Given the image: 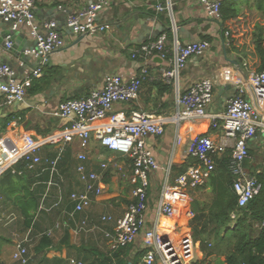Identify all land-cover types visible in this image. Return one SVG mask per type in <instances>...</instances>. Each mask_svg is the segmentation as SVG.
Returning <instances> with one entry per match:
<instances>
[{"label":"crops","instance_id":"0c3cea01","mask_svg":"<svg viewBox=\"0 0 264 264\" xmlns=\"http://www.w3.org/2000/svg\"><path fill=\"white\" fill-rule=\"evenodd\" d=\"M34 1L37 12L35 25L41 28L49 21L56 22L58 30L65 39L64 48L51 55V60L54 63L53 67L59 68L58 65L71 61L72 53L78 51L86 56L94 57V59L87 57L89 59L87 61L89 70L92 68L93 71L94 67L98 68L96 62L101 61L107 63V71L105 75H98L94 79L91 78L90 74H86V77L89 78L88 83L78 82L73 89L60 93L59 85L53 83L52 79L48 84H46V81L49 76L57 74L59 69L60 71L62 69L59 68L57 72L56 68L44 65L42 69L43 77L35 79L27 89L24 104L28 109L23 106V110H19L15 105L9 106L5 104V99L0 94V139L9 136L19 139L23 134H30L36 140L42 141L60 133L70 127L75 120L74 118L53 116L52 113L57 110L60 103L68 99H81L89 96L95 90H100L104 85L106 75H119L129 80L140 74L144 65L148 68L149 78L143 83L139 98L130 103L115 104L114 111H123L128 115L136 111L172 119L178 111L177 88L176 83L168 85L163 80H160V69L164 63L158 57L150 58L148 64H144L142 60L133 59L132 57L133 51L141 44L155 40L164 33L167 34L169 49L173 46L175 35L178 36L183 45L203 40H208L211 43V48L204 56L191 57L187 61L179 77V88L181 91H185L195 82L204 78L211 79L215 85L220 82L221 74L224 72L225 79L229 83L226 85L231 86V88L225 91L226 102L222 110L219 104L218 90L215 88V99L208 109V114L211 116H217L226 110L228 100L235 94L236 86L232 82L240 80L244 83L246 81L243 74L237 69L240 68L247 76H250L251 72L256 68L255 64L258 62V59L252 55L253 47H251L250 43L246 47L245 60L241 59L244 54L238 53L232 48L231 41L233 39L225 35L222 23L215 22L209 18L200 0H171V11L158 10L159 6L167 8L168 0H107L108 5L99 14V23L107 25V29L94 36H85L82 42L75 47L70 46L78 40L79 36L69 34V28L65 26L67 15L78 13L98 0ZM134 13L147 16L144 17L147 19H141L140 21L143 20V22L147 23L148 28L145 30L146 32L139 30L126 35L123 29L124 19L128 14ZM51 18L57 21H51ZM58 20L62 21V24ZM159 26L167 28V31H161ZM236 28L240 32L239 36L236 37V41L239 45L240 39V43L244 44V39H242L244 36L242 32L244 25H236ZM31 30L28 26H22L18 31L33 39ZM153 33L156 35L155 38H148L149 40L142 41ZM22 39L21 36L16 39L17 48H25L26 41ZM233 61L238 62L240 65H233ZM34 62L35 60L33 59L31 65ZM4 63L9 64L21 80L27 72L31 71L30 68L25 69L22 67L24 63L20 59L19 54L7 50L6 46L0 45V64ZM78 68V66L75 68L76 71ZM229 78L235 80L230 81ZM51 85L52 89H50ZM31 88L33 91H30ZM43 92H46V94L44 95ZM248 92L249 95L247 97L253 99L255 103L256 97L252 86L249 87ZM31 101L36 102L34 106L28 103ZM256 103L255 106L257 107L258 104L256 105ZM14 113L17 114V118L3 131L5 119ZM196 136H210L214 140L220 141L222 139V129L215 128L212 120L208 119H197L180 123L170 121L165 126L163 136L147 139V146L153 151L160 165V169L150 175L149 207L146 213L147 227L155 228L157 223L160 222L163 227L168 228L170 232H174L173 235L177 240L179 238H192L195 247L196 264H227L225 256L213 254L205 257L200 241L194 240L192 227H202L206 221H204V216L207 214L208 207L214 197L211 179L203 187L188 192L187 198L178 204L176 215L173 218L158 217V204L167 181L169 185H174L175 178L195 163L188 150L192 139ZM253 143L250 146V161L248 160L246 163V168L250 174L255 171V166L261 161L259 159V156L261 157L259 147L261 144L263 147L261 138ZM62 145L63 142H53L44 145L40 151L41 157L55 158L59 154ZM68 147L59 165L60 172L66 178L68 176L76 177L72 175V171L74 168L76 171V167L79 164L77 156L82 153L78 139ZM231 154V150H228L223 156L227 161L223 170L227 174L230 173L228 162ZM88 155L92 159V162L90 161L89 163V168L94 172L101 173L100 164L102 163H108L109 165L108 170L104 174V189L98 197L93 198V204L90 209L82 214L73 215L72 219L69 215L73 212V206L66 202L67 204L64 203L65 205H62V208L54 209L56 212L50 219L43 215L34 218L31 229L28 228L22 212L26 211L33 214L35 210L31 209L30 204L26 201V187L20 183L18 178L7 176L8 173H5L0 178V237L7 239V242L0 243V264H18L13 260V253L17 243L22 241L19 235L24 234L25 237L28 233H34L35 225L36 235L43 227L48 225L52 233L54 231H56L55 233H60L63 230V236L56 239L52 238L58 248L50 250L46 254L38 255L33 249L31 264H41L42 262V264H69V259L71 258L81 260L85 264H143L142 236H139L136 243L128 249L111 252L109 240L104 232L112 233L114 225L112 223H104L102 219L108 216H112L115 220L121 218L129 206L137 202L132 196L133 185L130 182L132 176L131 162L122 155L103 148L94 138L91 139ZM223 158L217 163L216 168L218 170L224 164ZM38 173L37 176H43L44 174L40 175ZM38 180L36 178V182ZM76 182H78V177ZM34 184H32L31 190L36 192V196L42 198L45 188L41 189L39 186L40 182ZM83 188V184L79 182L74 185L72 183L68 188L65 187L67 191L65 200H68L70 192L83 190ZM55 195L56 192L54 191L49 198L53 204L56 201V198L54 199ZM193 204L196 205L195 210H193ZM189 212L193 213L194 216L192 218L188 216ZM10 217H15L17 221L19 220L16 232L13 230L15 227L13 226L14 221H8ZM85 218L88 219L89 224L86 228L81 229V221ZM231 218L235 221L237 214L233 213ZM250 222L253 223L258 234L262 226L253 219H250ZM93 227H96V229L92 230ZM97 227L99 228L98 230ZM66 230H69L70 238L68 242L61 244ZM211 236V238H206V242L208 248L212 251L216 250L214 245L218 242L213 243L214 234ZM117 253L118 257H116ZM33 256H36V258H33Z\"/></svg>","mask_w":264,"mask_h":264},{"label":"built area","instance_id":"2783aa9c","mask_svg":"<svg viewBox=\"0 0 264 264\" xmlns=\"http://www.w3.org/2000/svg\"><path fill=\"white\" fill-rule=\"evenodd\" d=\"M200 2L210 19L223 22L221 0ZM107 5V0H98L78 13L67 15L65 24L73 29L76 36L97 35L107 29V25L99 23V14ZM158 10L171 11L172 1L168 0L167 8L159 6ZM0 17L11 24L13 31L22 26L30 27L31 36L38 41V51L33 53L36 58L42 59V64L34 71L27 72L22 80L9 64H0V94L3 95L5 104L13 106L26 100L27 89L32 82L43 77L42 69L46 57L64 48L65 39L56 22L45 23L41 28L35 25L34 0H0ZM225 35L229 37L230 34L226 32ZM167 41V34H161L157 39L141 44L133 51L132 57L142 60L144 64H148L150 58L158 57L164 63L160 69V80L168 85L176 83L177 88L178 111L172 119L136 111L130 115L123 111H114L115 104L130 103L139 98L141 87L149 78L146 65L140 74L129 80L119 75H106L100 90H95L81 99H68L60 103L52 113L60 118H69L75 113L76 118L70 127L42 141L36 140L30 134H23L19 139L10 136L0 139V178L20 164H24V168L33 173L39 172L41 175L47 172L49 179L40 201L39 212L48 210L45 202L55 191L57 198L52 209L59 208L64 202L72 204L73 212L69 215L72 219L73 215L90 209L93 198L98 197L104 189V174L109 168L108 163L100 164L101 173L89 168L92 159L88 150L91 139L94 138L103 148L116 152L131 162L132 196L137 201L129 206L121 218H102L104 223L114 225L112 233L104 232L111 252L135 244L139 236H142L143 264H196L192 238L177 240L174 232H170L160 222L155 228L147 227L146 213L151 186L149 177L160 169L153 151L147 146V139L163 136L165 126L170 121L180 123L208 119L212 120L215 128L222 129L220 141L210 136H196L192 139L188 152L195 163L175 178L174 185H169L167 181L158 204L159 218H173L178 204L187 198L188 192L203 187L211 179L218 161L228 150L232 153L228 169L233 177L232 187L238 207H246L262 190V184L248 172L246 163L250 159V146L254 141L261 138L264 146V70L251 72L248 81L244 83L240 80L232 82L236 86V92L228 100L226 110L217 116H211L208 109L215 99V85L211 79L199 80L185 91L179 88L180 72L187 61L191 57L204 56L211 48V43L203 40L183 45L175 35L173 46L169 49ZM5 46L10 50L12 43H6ZM251 86L255 92L257 107L253 99L247 97ZM76 139L79 140L82 153L77 156L79 164L75 172L78 182L84 188L70 192L68 200H65V180L59 165L64 152ZM53 142H63L59 154L55 158L41 157V148ZM188 216L192 218L194 215L189 212ZM88 224V219H83L81 229ZM95 229L96 227L92 228ZM48 236H52V231L48 232ZM25 242H18L15 246L13 260L18 264H31L32 254ZM69 264L85 263L71 258Z\"/></svg>","mask_w":264,"mask_h":264},{"label":"trees","instance_id":"16d2710c","mask_svg":"<svg viewBox=\"0 0 264 264\" xmlns=\"http://www.w3.org/2000/svg\"><path fill=\"white\" fill-rule=\"evenodd\" d=\"M252 13H255L258 17V21L255 23L251 34L250 43L251 47H253L252 55L258 59L254 71H262L264 70V0L222 1V25L224 32H229V37L233 39L231 41L232 48L238 53L244 54L241 57V59L244 60L246 58V47L248 46H246V44H241L240 40L238 45L236 41L237 36L236 34L233 35V29L234 27L236 28V25H243V23H238V20L241 21L244 15H250ZM30 91H33V89L31 88ZM16 118L17 114L15 113L8 116L3 124V131H5L8 125ZM259 159L261 161L255 166V171H253L251 175L257 177L258 181L262 184V190L260 194L244 208L238 207L237 197L232 187L233 177L231 173L227 174L223 170L227 162L225 157L223 158V166L219 168V170L216 168L212 174L211 183L214 197L208 207L207 214L204 216V221H206L201 228L192 227L194 240L200 241L205 257L217 254L219 256H225V262L227 264H240L242 262L247 264H264V155L261 157L259 156ZM20 172H22V174H19ZM6 173H8L7 176L18 178L20 183L26 187V201L30 204V208L35 211L33 214L24 211L22 214L26 219L27 227L31 229L34 218L39 217V205L42 199L36 196V192L31 190V186L36 182L37 178L39 180L36 183L40 182L41 184L39 186L43 190L46 187L49 174L44 172L43 176H37V173L26 170L24 164H20ZM55 198H57V194L54 199ZM53 205L52 202L50 204V209ZM233 213L237 214V219L235 221L231 218ZM250 219H253L262 226L258 234L253 223L250 222ZM49 231L50 230L44 233L35 245L34 252L36 254H46L48 251L58 248L52 237L48 236ZM213 234V243H218L214 245L216 250L211 251L207 246L206 238H211ZM69 238V230H66L61 244L68 242ZM3 242H7V239L0 237V243ZM129 247L124 249L126 250ZM116 257H118V253Z\"/></svg>","mask_w":264,"mask_h":264},{"label":"water","instance_id":"95a60500","mask_svg":"<svg viewBox=\"0 0 264 264\" xmlns=\"http://www.w3.org/2000/svg\"><path fill=\"white\" fill-rule=\"evenodd\" d=\"M144 17H147V16H143L141 14H136V13L128 14L125 17L124 23H123V27H124L123 29H124L126 35L129 33H132L133 31H135V32H138L139 30L145 31L148 28L147 23L143 22V20L140 21L141 19H147ZM54 20L55 19L51 18V21H54ZM55 21H57V20H55ZM58 22L62 24V21L58 20ZM10 26H11L10 23L3 21V19L0 17V45L5 46L6 43H9V42L14 43V44H12L10 51L16 52L17 54H19L20 59L24 63L22 66L23 68H25V69L30 68L31 71H34L38 66H40L42 64V59L36 58L35 54L33 53V51H38V41L34 38L30 39L28 36L21 34L18 30L13 31L10 28ZM159 27H160L161 31H167V28H164L163 26H159ZM69 32H70L69 34H74L73 29H71V28H69ZM157 33L159 34V32H157ZM19 36H21L23 38L22 40L26 41L25 48H17L16 47L15 41ZM155 37H156V35H155V33H153L152 35L144 38V40H142V41H146V40H149L151 38L153 39ZM84 38H85V36H79L78 40L74 44H72L70 47H75V46L79 45ZM57 51H59V50H56L54 52H57ZM54 52H52V53H54ZM52 53H50L46 57V60L44 61V65L47 67H50V68H56L57 72H58L59 68H61L62 70L60 71V69H59V72L57 74H53V75L49 76L48 77L49 79L46 81V84L50 83L51 79H52L53 83L59 85V87H60L59 92L60 93L62 91H67V90L73 89V87H75V85L78 82L88 83L89 78L86 77V74H90L91 78L94 79L95 77H98V75H105V73L107 71V63L101 62V61L96 62L98 68L94 67L93 71H92V68H91V70H89V67L87 64V61L89 60L88 58L90 57L91 59H94V57L90 56V55L86 56L84 53L81 54V52H78V51H74L72 53V55H71L72 60L71 61L58 65L59 68L53 67L54 63L51 60ZM33 59L35 60V62L33 63V65H31V61ZM232 63H233V65H240L236 61H233ZM77 66L79 68L76 71L75 68ZM237 71H240L243 74L244 79L246 81H248V76L240 68H238ZM221 75H222V78H221L222 80L220 79V82L215 84V88L218 90L219 104H220V107L222 110V107L224 106V104L226 102L225 91H226V89H230L231 86L226 85L229 83L225 79L224 72ZM52 77H54V78H52ZM229 80H230V78H229ZM50 89H52V85L50 86ZM235 92H236V88H235ZM43 94L45 95L46 92H43ZM24 102L15 103L16 108H19V110H23L22 107L24 106L26 109H28L27 106L24 104ZM28 103L31 104V106H34V104L36 102L31 101ZM255 103H256V99H255ZM256 105H257V103H256ZM69 118L75 119L76 114L75 113L71 114V116Z\"/></svg>","mask_w":264,"mask_h":264},{"label":"rangeland","instance_id":"374dc122","mask_svg":"<svg viewBox=\"0 0 264 264\" xmlns=\"http://www.w3.org/2000/svg\"><path fill=\"white\" fill-rule=\"evenodd\" d=\"M258 21V17H257V15L255 14V13H252V14H250V15H244L243 16V18H242V20L240 21V20H238V23H243V25H244V28H243V30H242V32H243V34H244V36L242 37V39H244V44H246V46H248V44L249 43H251V34H252V31H253V29H254V25H255V23ZM236 24H237V22H236ZM235 24V25H236ZM233 35H235L236 34V36H238L240 33L237 31V29L234 27V29H233ZM240 40V39H239ZM9 135H11V134H9ZM256 142V141H255ZM254 142V143H255ZM253 143V144H254ZM263 143V142H262ZM264 147V146H263ZM263 147H262V144H261V146L259 147V151H260V154H261V156L262 155H264V151H263ZM69 148V147H68ZM68 148L66 149V150H68ZM81 150V149H80ZM252 152H253V150H252ZM95 160V159H94ZM72 175H75L76 177H70V176H68L67 178H66V176L64 177V184H63V190H64V194H66L67 193V191H66V189H65V187H70L71 186V184L73 183V185L75 184V183H77L78 184V182H76V178H77V175H76V172H75V168H74V170L72 171ZM150 182H151V176H150ZM191 191V190H190ZM189 191V192H190ZM50 199L49 198H47V200H46V202H45V206H46V208L48 209L47 211H43V212H39V216H46L48 219H50L54 214H55V210L54 209H60V208H62V205H65V204H67L66 202H64L59 208H54V209H50ZM194 205V208H193V210H195L196 208H195V204H193ZM14 221V225L13 226H15L14 227V229L13 230H15V232L18 230L17 228H16V226H18L19 225V223H17V222H19V220L17 221V218H15V217H10L9 219H8V221ZM60 222H63V221H60ZM96 223H97V221H96ZM51 228H49V226L48 225H46L45 227H43V229L41 230V231H39V233H38V235H36L37 234V232H36V230H34V233H28L25 237H24V234H22L21 236L19 235V237L21 238V240L22 241H26L25 243H26V245L28 246V248H29V250H30V252H31V254L33 253L32 251H33V249H34V247H35V245L38 243V240L41 238V236L44 234V233H46L48 230H50ZM56 231H54L53 233H52V238L54 239H56V238H61L63 235V230H61V232L60 233H55ZM36 235V236H35ZM55 235V236H54ZM83 236H85V235H83ZM25 239V240H24ZM33 258H36V256H33ZM37 258H38V256H37ZM39 259V258H38ZM197 261H199V260H197ZM43 263V262H42ZM41 263V264H42Z\"/></svg>","mask_w":264,"mask_h":264}]
</instances>
